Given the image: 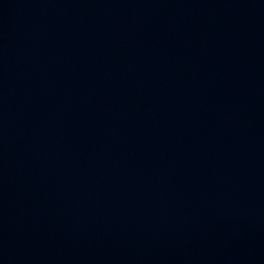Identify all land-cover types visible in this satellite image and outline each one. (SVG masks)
I'll use <instances>...</instances> for the list:
<instances>
[{
  "label": "water",
  "instance_id": "obj_1",
  "mask_svg": "<svg viewBox=\"0 0 264 264\" xmlns=\"http://www.w3.org/2000/svg\"><path fill=\"white\" fill-rule=\"evenodd\" d=\"M0 264H264V0H0Z\"/></svg>",
  "mask_w": 264,
  "mask_h": 264
}]
</instances>
